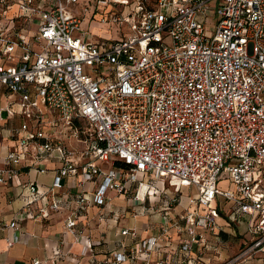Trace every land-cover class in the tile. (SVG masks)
<instances>
[{
    "label": "built area",
    "instance_id": "obj_1",
    "mask_svg": "<svg viewBox=\"0 0 264 264\" xmlns=\"http://www.w3.org/2000/svg\"><path fill=\"white\" fill-rule=\"evenodd\" d=\"M77 3L0 0V132L11 142L0 184L24 174L19 184L35 196L31 172L46 173L53 162L42 210H59L68 195L74 206L63 227L75 242L84 239L80 255L92 264H208L202 249L217 252L208 234L241 219L250 240L215 264L255 256L264 264V0H133L126 13L115 6L129 0H97L100 22L127 27L107 40L79 33ZM211 6L217 20L207 24ZM77 174L82 191L71 194L62 180ZM168 178L195 188L190 208L172 212L168 226L137 245L96 259L90 222L82 220L87 206H97L102 221L113 213L100 209L108 190L120 194L135 183L132 199L143 202L152 181ZM223 180L233 188H219ZM24 208L42 218V210ZM22 218L0 220V231L13 230L8 246L18 241ZM194 246L201 249L190 258Z\"/></svg>",
    "mask_w": 264,
    "mask_h": 264
},
{
    "label": "crops",
    "instance_id": "obj_2",
    "mask_svg": "<svg viewBox=\"0 0 264 264\" xmlns=\"http://www.w3.org/2000/svg\"><path fill=\"white\" fill-rule=\"evenodd\" d=\"M7 145H11V142L5 140L3 134L0 132V164L2 163ZM54 165L50 161L46 163L48 171L43 174L31 172L30 179L36 181L38 188L35 196L20 186L19 183L25 182L28 179L24 174H21L18 180L0 184V220L7 221L13 218H22L24 215L21 219L18 241L12 246H8L7 238L11 239L13 230L0 231V264H33V260H39V264H92L91 255H80L84 239L79 238V241L75 242L74 238L63 227V218L74 206V202L68 198V195L64 193L61 195L62 203L59 210H42L43 205L50 198L49 194L46 195L45 193L53 176L52 169ZM81 179V174L64 177L62 180L64 190L71 194L80 193L82 188L78 181ZM148 179L149 176H144V180ZM163 181H157V186L161 185L163 188ZM126 186V190L120 194L115 191H107L108 202L100 209H104L106 212L111 209L113 213H107L104 220L99 221L97 219L99 208L94 204L88 205L84 212L82 220L83 222L86 220L90 222L88 229L92 236L93 252L96 259L105 258L114 250L121 248L128 249L135 246L148 235L158 233L160 226H168L162 223V219L165 217L166 222H168L172 210L168 211L167 201L161 198L162 194L159 193L158 189H155V191L152 186L151 193L146 196L145 201L135 202L132 196L136 184L128 183ZM96 187L97 185L92 183H86L84 186L89 191ZM36 196L38 197L36 198ZM171 196L176 198L175 192H172ZM118 198H121L122 202H114ZM33 199L34 201H32ZM27 204H29V210L32 213L42 210L43 213L40 220H35L28 216L29 213L27 214L24 208ZM151 205H156L160 208L157 211H150L149 207ZM174 209L177 212L181 210L180 207L178 208V205H174ZM158 215H160V222L154 220V217ZM138 216L144 217L142 225L139 227L131 225L128 220L138 218ZM241 221L243 222V219L238 222ZM124 228L133 229L134 235H121L120 230ZM232 230H234V226L225 227L223 231H218L216 236L208 234V244L216 246L217 252H204L205 249L203 248L201 251L203 254L201 261L203 263H206L207 257L211 259L208 264H215L226 260L237 253L248 242L241 238V234H237ZM168 238L173 246L180 243V237L174 229L169 230ZM235 243H237V246H235ZM219 248L226 251L223 253ZM199 249L201 248L194 246L189 257L192 258V255H198ZM177 258L179 261H182L186 258V255L178 253ZM191 263L192 259L190 260Z\"/></svg>",
    "mask_w": 264,
    "mask_h": 264
},
{
    "label": "rangeland",
    "instance_id": "obj_3",
    "mask_svg": "<svg viewBox=\"0 0 264 264\" xmlns=\"http://www.w3.org/2000/svg\"><path fill=\"white\" fill-rule=\"evenodd\" d=\"M96 1L97 0H78L77 5L75 6L77 8L78 11V15L81 19V30L79 31L80 34H83L84 31L86 32L87 35H89V37L91 38H95V39H101V40H107V39H117L120 37H123L126 32H127V27L126 25H119L117 23H111V22H100V18L102 17L103 14H101L100 10L96 8ZM133 0H129V5L128 6H121V5H116L115 7L118 10L124 11L125 13L129 11V9L131 8V4H132ZM87 7L88 8V12L85 14L82 11V7ZM109 9V7L107 8ZM94 12V14H93ZM206 15V19L205 22L207 24L209 23H215L217 20L216 17V12L213 6H211L205 13ZM36 24H33L32 26V30L36 29ZM159 182H161V180H157ZM157 181H152L151 185H153V189L155 190H159V193L162 194L161 198L162 199H166V205L169 208L168 211L172 212H177V210H173L174 205H178V208L180 207L181 210L179 211H183L185 208H190V197L195 193V188L188 186L185 182H182L178 179H173V178H168L166 180L163 181V188L158 185ZM219 188L221 189H227V188H233L232 184H229L227 181H219L218 185ZM155 190V191H156ZM180 191V193H179ZM172 192H175V196H176V200L177 202H173L172 204L170 203V200L172 198L171 194ZM174 195V194H173ZM181 195V196H180ZM179 196H180V203H179ZM114 202H122L121 198L115 199ZM218 200H216L215 205L218 206L217 204ZM179 203V204H178ZM145 204V203H144ZM158 205V204H157ZM147 206V204H146ZM230 206V203H227L225 205H223L224 210H227ZM159 206L156 205H151L149 207L150 211H157L159 210ZM160 215L155 216L154 220L160 222ZM144 217L143 216H138V218H131L129 219V223L131 225H135L137 227L142 225V221H143ZM218 223H226L224 217L222 215H220L217 219ZM162 223L169 225L170 222H166V218L163 217L162 219ZM234 226V232H236L237 234H241V238L243 240H250V234L247 233L246 230V225L244 222H234L233 223ZM233 232V233H234ZM235 246H237V243H235ZM222 248H219V250H221ZM226 250H221V252H225ZM244 264H262V260L255 256L251 259H248L245 261Z\"/></svg>",
    "mask_w": 264,
    "mask_h": 264
},
{
    "label": "trees",
    "instance_id": "obj_4",
    "mask_svg": "<svg viewBox=\"0 0 264 264\" xmlns=\"http://www.w3.org/2000/svg\"><path fill=\"white\" fill-rule=\"evenodd\" d=\"M117 164H119V163H117Z\"/></svg>",
    "mask_w": 264,
    "mask_h": 264
}]
</instances>
